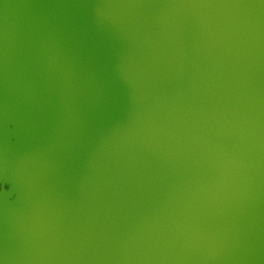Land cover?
I'll list each match as a JSON object with an SVG mask.
<instances>
[{
  "label": "water",
  "instance_id": "1",
  "mask_svg": "<svg viewBox=\"0 0 264 264\" xmlns=\"http://www.w3.org/2000/svg\"><path fill=\"white\" fill-rule=\"evenodd\" d=\"M0 264H264V0H0Z\"/></svg>",
  "mask_w": 264,
  "mask_h": 264
}]
</instances>
